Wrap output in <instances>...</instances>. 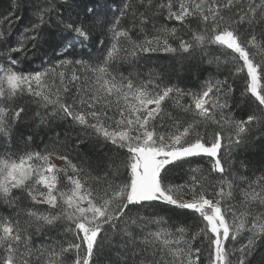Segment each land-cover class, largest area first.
<instances>
[{
    "label": "snow or ice",
    "instance_id": "snow-or-ice-1",
    "mask_svg": "<svg viewBox=\"0 0 264 264\" xmlns=\"http://www.w3.org/2000/svg\"><path fill=\"white\" fill-rule=\"evenodd\" d=\"M234 3L238 6L240 0H162L157 4L153 17L178 21L188 28V40L176 27H163L149 37L145 25L151 21L136 10H132V27H121V17L132 8L127 0L123 8L109 0H44L15 46L0 34V61L7 65L0 62V133L10 138L25 111L15 107V98L27 94L45 107L49 120L59 118L69 127L79 126L84 137H95L94 146L99 149L95 163L79 156L80 162L74 163L67 152L55 147L30 150L29 135L23 151L9 146L0 153V202L17 209L12 216L0 217V264H32L37 254L48 256L47 264H65V254L70 264H95L93 257L105 246L116 255L108 264H203V250L208 252L207 264H233L228 241H236L245 230L251 235L238 250L235 264H253L255 255L264 252V211L253 207L254 203L264 206V177L240 190L243 200L238 208L231 203L235 186L224 175L221 155L225 149L247 147L254 132L264 135V60L258 63L249 51L256 46V37L245 41L240 35L242 24L264 25V0L249 4L247 10L237 7L232 16H226L224 10L231 11ZM74 7L80 11L74 12ZM13 16L14 12L9 14ZM192 19L197 21L195 30ZM137 28L145 33L143 41L130 35ZM170 39L178 40V46ZM122 41L131 45L130 50L122 47ZM96 45L101 54L93 56L91 49ZM206 45L231 50L226 54L231 56L233 75L246 72L244 94L259 102V114L235 119L224 113V109L231 111L232 85L227 79H209L198 90H185L159 77L138 83L133 73L124 76L111 67L120 59L131 63L128 57H135L137 51H162L183 58ZM77 47L80 58H68V52L75 53ZM37 59L40 70L30 68ZM69 68L73 69L70 77ZM168 101L177 113L167 109ZM213 124L217 127L209 131ZM83 145L78 137L76 147ZM53 157L63 161L64 167H58ZM204 158L210 170L200 166L198 160ZM185 164L189 179L170 182L171 169ZM212 172L221 174L216 183L208 179ZM26 199L32 205L22 207ZM36 204L48 208L40 211ZM160 205L191 210L203 227L186 238L189 229L168 226L159 214ZM22 214L27 217L23 224ZM60 223L74 236L66 247L61 243L57 252L53 247L33 246L29 230L33 225L42 232L43 226ZM149 225H156L155 230ZM200 238L206 249L194 247L192 242ZM259 264H264V254Z\"/></svg>",
    "mask_w": 264,
    "mask_h": 264
},
{
    "label": "trees",
    "instance_id": "trees-1",
    "mask_svg": "<svg viewBox=\"0 0 264 264\" xmlns=\"http://www.w3.org/2000/svg\"><path fill=\"white\" fill-rule=\"evenodd\" d=\"M56 2L62 3V0H56ZM85 2H87V0H85ZM260 2L261 0H240L238 6L234 3L231 11L224 10V12L226 16H232L237 11V7L247 10L249 4H259ZM43 3L44 0H0V34H2L4 39L8 40L11 46L16 45L24 29L35 19L34 14L36 12V6L43 5ZM116 4L119 5V2ZM156 5L157 4H152L148 7H135L136 11L144 12L151 21L145 25L147 35L149 37L157 35L159 34L158 30L163 27H176L179 35L185 40L190 39L188 28L182 26L178 21H168L165 19L164 15L153 17V13L156 12ZM73 11L78 12L80 9L74 7ZM12 12L15 13V16L9 18V14ZM63 15L67 17V8L63 9ZM17 17L23 18L17 19ZM52 19L55 21L56 16L53 15ZM196 26L197 21L192 19L191 28L195 30ZM133 33L137 35L142 32L137 28ZM141 35V38H137L133 35V40L144 39L145 33ZM240 35L245 41L253 35L256 37L257 44L254 47L250 46L249 51L258 63L264 60V25L257 23L249 27L248 24H242L240 25ZM170 43L174 46H178L179 41L170 39ZM230 51L231 50H225L215 45H206L203 49L197 48L193 56L188 57L185 55L183 58L178 54L157 51L152 52L150 56H145L138 62L134 60V63L130 65V67L134 69L133 77L138 83L140 81H148L150 78L156 79L159 77L162 78L165 83L176 85L185 90H198L204 81L209 79L213 81H224L227 79L232 85V91L228 94V103L231 111L229 112V109H224V113L226 115L230 114L235 119H246L248 115L254 113L259 114L257 110L260 106L259 102L256 101L250 93L244 94V78L246 72L242 75H233L235 68L231 62V56L226 54L230 53ZM30 58L31 56H29V59ZM0 62L5 63V66H7L6 61ZM240 63H242V61H240ZM35 101L36 98L27 94L15 98V107L22 106L25 111L21 114L20 121L11 129L10 138L0 133V153H4L9 146H11L12 151L24 149V141H26L27 137L30 135L32 139L28 142V147L32 151H39V149L43 151L45 149L51 150L55 147L61 152H67L74 163L80 162V159L77 158L78 156L81 159L87 157L95 163L99 154V149L94 146L95 137H84L79 126L69 127V123L62 119L57 118L49 120L45 116V107ZM185 102H187V99H185ZM166 107L173 113L178 112V109L174 108L172 101H168ZM50 110L51 106H48L47 111ZM37 113H40V116H37ZM42 117L44 118V123H41ZM216 127L217 126L213 124L211 128H209V131ZM225 135H227V133H225ZM78 137L84 141V145L80 149L76 147ZM262 141H264V135H259L254 132L249 137V144L247 147L241 146L240 148H233L231 151L225 149L224 152L221 153L223 166L225 168L224 175L232 179L235 186V199H233L231 203L237 205L238 208L240 207L239 202L243 200L240 190L246 188L248 182L264 177V143H262ZM198 162L202 168L210 170L207 158L198 160ZM188 173L189 166L187 164L175 167L171 169L169 173V180L172 183H183L189 179ZM241 177L247 179L242 181ZM208 179L212 183H216L221 179V174L212 172ZM65 183L67 184V181H65ZM68 186L70 187V185ZM31 205L32 202L27 199L21 202L22 207ZM34 207L40 211H45L48 208L47 205L39 204L34 205ZM253 207L257 211H264V206L259 205V203H254ZM16 210L17 209H13L0 202V217L12 216ZM133 211H135V209ZM159 214L168 221V226H186L189 229V236L186 238L189 239L191 233L203 227L199 215L194 214L191 210L179 209L169 205H160ZM26 219L27 217L25 215L22 214L20 216L22 224ZM65 227L66 225L63 223L55 227L45 225L43 226L42 232H37L35 225H33L29 229L32 233L33 246H43L45 248L53 247L58 252L61 243L66 247L69 242L74 240L73 234L64 231ZM149 227L155 230L156 225H149ZM250 235L251 233L245 230L239 234L236 241L229 239L228 246L232 251L230 259H232L233 264H235L236 259L239 257L238 250L242 245L247 243ZM201 239L202 238L197 239L192 243L194 247L206 249V243L202 245ZM262 254H264V252H258L255 255L253 264H259ZM74 255L75 253L73 251L71 258H74ZM207 255L208 252L203 250L200 256L203 264H207ZM48 259V256L41 258L39 254H37L33 256L32 264H47ZM64 260L65 264H70V257L68 254H65ZM110 260H116V255L115 252L107 246L102 250H97V255L93 257L95 264H108Z\"/></svg>",
    "mask_w": 264,
    "mask_h": 264
},
{
    "label": "rangeland",
    "instance_id": "rangeland-1",
    "mask_svg": "<svg viewBox=\"0 0 264 264\" xmlns=\"http://www.w3.org/2000/svg\"><path fill=\"white\" fill-rule=\"evenodd\" d=\"M101 2H102V0H101ZM118 2H119V5L116 4V3H118ZM127 2H128L130 5H131L132 3H134V4L131 5L132 8H131L130 10H128L127 14H126L125 16L121 17V19H120V26H121V27L131 28V27H132V23H133L132 10H135V7H137V6H146V7H148V0H144V3H143L144 5L140 3V0H127ZM161 2H162V0H152V4H159V3H161ZM163 2L166 3L167 0H163ZM109 3H110V4H111V3H114L118 8H123V5H124V3H125V0H119V1H118V0H109ZM120 3H122V4H120ZM206 7H207V5H206ZM138 8H139V7H138ZM108 15H109V19L112 20V19H113V15H112V13L109 12ZM115 15H116V16H119L120 13L117 11V12L115 13ZM137 22H138V21H137ZM164 24H167V23H164ZM134 31H136V29H133V31L130 33V35H132V36L134 35V36H136L137 38H141V36H142L141 34H142V33H138V34L136 35V34L133 33ZM96 35H98V33H97ZM142 38H143V37H142ZM139 40H140V39H139ZM143 40H144V39H141L140 41H143ZM122 47H124V48L130 50L131 45L128 44L127 41H122ZM91 51H92L93 56H97V55H100V54H101L98 45L94 46V47L91 49ZM151 54H152V52H139V51H137V54L135 55V57H132V56H129V57H128V59L132 61L131 63H128V62H126V61L120 59V60H117L116 62H114V63L111 65V67H112L113 70L118 69L119 72H120V73H123L124 76H128V74H129L130 72H131V73H134V69H131V67H130V65H132V64L134 63V60H137V62H138L139 60H142L145 56H150ZM80 55H81V54H80V52H79V47H77L75 53L69 51L68 54H67L68 58H80ZM29 56H31V55H29ZM120 56H121V57L124 56V52H121V53H120ZM59 58H60V59H63V58H65V57L62 56V57H59ZM31 59H32V57L30 58V60H31ZM40 67H41V62H40V60H38V59L35 60V61L30 65V68H34V69H37V70H40ZM128 68H129V69H128ZM26 70H28V69H26ZM67 71H68V74H69V77H70L71 74H72L73 69L69 68V69H67ZM133 76H134V74H133ZM23 150H24V149H20L19 151H23ZM35 151H37V150H35ZM39 151L43 152L42 149H39ZM53 161H54V163H56V165H57L58 167H61V168L64 167V162H63V161L58 160V159H55V157H53ZM17 194H19V193H17Z\"/></svg>",
    "mask_w": 264,
    "mask_h": 264
}]
</instances>
